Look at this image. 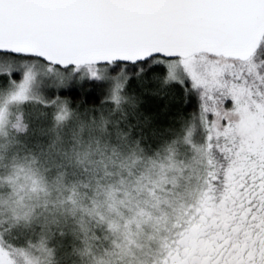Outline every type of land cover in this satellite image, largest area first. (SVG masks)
<instances>
[{"label": "snow or ice", "instance_id": "obj_1", "mask_svg": "<svg viewBox=\"0 0 264 264\" xmlns=\"http://www.w3.org/2000/svg\"><path fill=\"white\" fill-rule=\"evenodd\" d=\"M98 95L199 176L154 264H264V0H0V136ZM30 211L0 212V264L55 252Z\"/></svg>", "mask_w": 264, "mask_h": 264}, {"label": "clouds", "instance_id": "obj_2", "mask_svg": "<svg viewBox=\"0 0 264 264\" xmlns=\"http://www.w3.org/2000/svg\"><path fill=\"white\" fill-rule=\"evenodd\" d=\"M142 102L123 104L127 117ZM169 156L161 137L98 95L63 122L0 136V212L30 208L23 230L55 250L35 248L39 264H154L159 236L201 195L198 174L179 170L188 163L182 147Z\"/></svg>", "mask_w": 264, "mask_h": 264}, {"label": "trees", "instance_id": "obj_3", "mask_svg": "<svg viewBox=\"0 0 264 264\" xmlns=\"http://www.w3.org/2000/svg\"><path fill=\"white\" fill-rule=\"evenodd\" d=\"M97 100V99H96ZM190 110V109H189Z\"/></svg>", "mask_w": 264, "mask_h": 264}]
</instances>
